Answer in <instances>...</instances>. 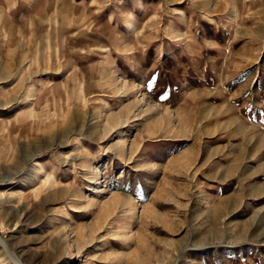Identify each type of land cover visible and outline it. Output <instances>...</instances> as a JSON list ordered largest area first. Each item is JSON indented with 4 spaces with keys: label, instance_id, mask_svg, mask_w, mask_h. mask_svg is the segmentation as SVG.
Listing matches in <instances>:
<instances>
[{
    "label": "rangeland",
    "instance_id": "obj_1",
    "mask_svg": "<svg viewBox=\"0 0 264 264\" xmlns=\"http://www.w3.org/2000/svg\"><path fill=\"white\" fill-rule=\"evenodd\" d=\"M0 264H264V0H0Z\"/></svg>",
    "mask_w": 264,
    "mask_h": 264
},
{
    "label": "bare ground",
    "instance_id": "obj_2",
    "mask_svg": "<svg viewBox=\"0 0 264 264\" xmlns=\"http://www.w3.org/2000/svg\"><path fill=\"white\" fill-rule=\"evenodd\" d=\"M0 76H1V75H0ZM1 79H3V78H1ZM1 79H0V80H1Z\"/></svg>",
    "mask_w": 264,
    "mask_h": 264
}]
</instances>
